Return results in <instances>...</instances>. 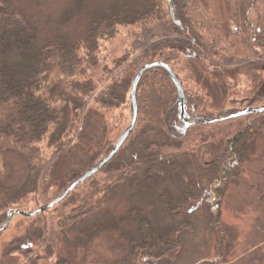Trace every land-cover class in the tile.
<instances>
[{
    "label": "trees",
    "instance_id": "obj_1",
    "mask_svg": "<svg viewBox=\"0 0 264 264\" xmlns=\"http://www.w3.org/2000/svg\"><path fill=\"white\" fill-rule=\"evenodd\" d=\"M67 4L69 7L65 8L62 20L69 27L74 24L77 37L70 35L69 28H61L59 32L41 39L42 30L29 15L14 5V0H0V154L21 160L27 169L26 179L16 191V187L10 185V177L0 181V193L11 192L7 200H0L7 205L23 203L26 196L35 194L42 183L46 184L44 178L48 183L51 181L58 187L63 186L62 160L73 140L75 148H78L76 155L81 147L84 149L88 145L92 150L87 151L90 155L102 152V158L107 156L114 144H107V127H100L102 134L98 148L92 145L97 137L85 133L90 109L94 108L97 118L96 113L101 110L111 113L127 108L131 78L148 62H163L162 51L178 45L188 53L190 60H209L215 66L242 65L243 61L264 63V0H68ZM132 28L140 33L148 32L142 34V39L151 35L149 40L142 41L144 45L155 40V45L147 48L151 52L146 56L156 59L147 60L132 72L134 65L127 62L131 53L125 50L126 60H115L114 69L106 70L105 64L99 60L100 42L108 40L111 43L120 35L134 40L136 35ZM168 65L183 88L185 117H179L177 91L166 71L162 68L146 71L136 89L134 133L126 142L147 131L156 132L159 138H148L142 152L131 161V166L115 164L122 146L109 163L78 185L64 200L80 187L83 188L81 193L87 189L93 191V195H99L95 196L96 199L93 197V201L91 197L80 198L64 206L60 225H64L65 232H68L81 226L87 215L103 212L101 202L97 201L106 190L116 187V179L111 180L116 174L124 172L127 175L128 169L139 166L143 168L145 181L156 180L160 185L169 178V173H174L173 180L180 185V194L166 205L174 223L158 230L136 207L129 213L136 217L134 230L125 231L123 227L115 226L114 219L109 222L115 226L112 229L119 238L124 236L129 251V260H123L121 253L116 256L115 264L176 262L182 250L183 234L192 231L187 212L195 204H202L212 209L215 218V203L221 202L232 179L242 177L239 168L245 157L252 153L253 141L264 136V113L245 116L247 121L243 124L234 119L212 126H186L187 120H209L230 114L225 107L229 100L213 114L207 98L195 87L190 85L191 88L187 89L183 86L180 74L185 70L179 66V59ZM123 66L122 74L118 72L112 76L118 67ZM108 80V84L95 94L97 86ZM263 85V75H254L239 96L255 99L256 105L262 104L264 98L257 95ZM91 98V104L96 107L90 106L86 112ZM160 135H164L163 140ZM205 136H217L220 140V149L213 160L207 166L198 167L200 173L207 177L206 188L189 175L184 164L164 159L181 153L198 155ZM42 145L46 146L51 157L43 155ZM99 175L102 178L98 180ZM166 195H161L162 201L166 200ZM164 196L165 199L162 198ZM63 203L59 204L60 207ZM66 209L69 217L65 214ZM96 220L80 232L89 242H94L96 234L103 228ZM2 222L0 218V224ZM224 234L220 233L221 248ZM33 236L42 238L43 234L40 230L31 234L28 230L27 237L18 240L19 247L13 246L10 250L22 251V255L29 259L30 252L25 246ZM22 244L24 247H20ZM121 250L125 251V248ZM87 251L78 249L90 257V263L96 264V257L93 258L90 249L89 254ZM29 263L38 264L34 259ZM102 263L105 264L104 261ZM55 264L79 263L72 258H63Z\"/></svg>",
    "mask_w": 264,
    "mask_h": 264
},
{
    "label": "rangeland",
    "instance_id": "obj_2",
    "mask_svg": "<svg viewBox=\"0 0 264 264\" xmlns=\"http://www.w3.org/2000/svg\"><path fill=\"white\" fill-rule=\"evenodd\" d=\"M67 1L14 0V5L29 15L36 26L42 30L40 33L41 39L59 32L61 28H69L70 35L77 37L78 33L74 24L69 27L62 20L65 8L69 7ZM132 29V32L136 35L134 40L127 38V35H120L111 43L108 40L100 42L102 47L99 52V60L105 64L106 70L112 71L114 69L115 60H126L125 50L131 53L127 62L134 65L132 72L145 64L147 60L156 59L146 56V53L151 52L147 48L151 44L153 45L155 40L151 41L149 45H144L142 41L149 40L151 35H147L142 39V34L148 32L140 33L136 28ZM232 29L234 30L233 26ZM162 52L163 63L167 65L179 59V66L185 70L180 74L183 86L187 89H190L191 86L195 87L207 98L213 114H215L214 110H219L224 106L223 104L227 99L229 101L225 104V107L229 113L264 105L263 102L256 105L255 99H245L239 96L243 89L248 87L252 76L262 74L264 80V63L251 64L248 61H243L244 64L242 65L215 66L209 60H190L188 53H185L178 45H173V49H166ZM123 68L125 66L118 67L117 71L112 73V76H115L118 72L122 74L120 70ZM129 74L133 76V73ZM131 80L133 81V77ZM108 82L109 80L97 86L95 94ZM129 93L130 91L127 95V108L123 107V109L114 110L111 113L101 110L100 113H96L97 118L94 116V108L90 109L85 125V133L89 134L90 137H97L92 141L93 148L100 146L101 125L109 130L106 135L109 139L108 145L115 144L129 125L131 120ZM257 96L264 98V85ZM91 101L92 98L85 108L86 112L88 107H96L91 104ZM98 115L102 118L104 116V119ZM235 120H238L241 124L247 121L245 116ZM227 133L229 134V131ZM160 136L163 140L164 135ZM148 138L156 140L159 135L156 132L147 131L143 135L129 139L123 145L115 164L131 166V161L142 152ZM202 140V147L199 145L201 150L198 155L191 152L181 153L165 156L164 159L169 162L176 161L178 164H184L189 175H193L196 181L206 188L207 177L200 173L198 167L207 166L213 160L220 149V140L217 136H205ZM68 145L71 148L67 150V155L62 160L64 169L60 172L64 174V185L58 187L51 181L48 183L47 179L44 178L43 181L46 184L42 185V183L35 194L26 196L20 205H7V202L4 204L3 201H0V218L3 220L0 227L6 222L10 211L19 209L23 212H33L56 199L71 181L95 166L102 158V152L94 156L87 153L91 150L88 145H85L84 149L81 147L77 155L78 148H75V141L73 140ZM41 148L45 157H51L52 154L49 155V150L46 149L45 145H42ZM25 169V164L21 160L11 159L0 154V181H5L10 177V185L13 188L16 187L15 191L26 179L27 169ZM239 170L242 177L232 179L221 202L215 203V208H217L215 218L210 207L195 204L187 212L192 224V231L183 234L182 250L176 262L169 263L173 262L169 260L168 263L160 262L156 264H264V136H258L253 141V151L245 157ZM173 176L174 173H169V178L157 185L156 180L145 181L143 168L139 166L128 169L127 175H124V172L116 174L111 178V180L116 179V187L106 190L101 195V199L97 201L101 202L103 212L87 215L81 226L68 232H65L66 227L64 225H60V221L64 216L62 213L64 206L70 203L71 200L80 198L84 200L91 197L93 201L99 195H93V191H87V189H84L86 191L81 193L83 188L80 187L74 195L66 201H62L64 203L61 207L58 204L34 218L14 216L9 226L0 233V264H30L31 259L36 260L38 264H55L63 258H72L79 264H94L90 263V257L85 255L86 250L89 254V249L93 258L96 257V264H103V261L105 264H115L116 256H120L121 253H123V260H129V251L124 236L119 238L120 236L114 233L112 228L118 225L123 227L125 231L134 230L136 217L134 214H129L131 213L130 209L134 207L140 208L158 230L164 228L165 225L169 226L172 222L174 223L166 206L167 202L171 199L176 200L180 194L178 192L180 185L173 180ZM42 177L43 175H40V178ZM101 178L100 175L97 177L98 180ZM179 183L182 185L180 181ZM10 193V191L6 194L0 193V200H7ZM163 194H167L165 201L161 199ZM162 198L165 199V196ZM66 211L65 214L69 217V210L66 209ZM113 219L115 226L109 223ZM93 220L100 223L103 228L99 234H96V240L89 242L80 232L84 227H88V224ZM40 221L42 223L38 224ZM28 230L31 231V234H35L37 230H40L43 236L42 238L33 236L29 244L25 243V248L30 252L29 259H26L22 255V251H11L10 249L13 246L19 247L18 240L27 237ZM219 232L225 233L222 248ZM73 246H75V250ZM20 247H24V245L22 244ZM79 248H84L85 252H78ZM122 248H125V251L121 250ZM91 262H93V259Z\"/></svg>",
    "mask_w": 264,
    "mask_h": 264
},
{
    "label": "water",
    "instance_id": "obj_3",
    "mask_svg": "<svg viewBox=\"0 0 264 264\" xmlns=\"http://www.w3.org/2000/svg\"><path fill=\"white\" fill-rule=\"evenodd\" d=\"M153 68H162L163 70L166 71L168 77L170 78L172 84L174 85L176 91H177V102H178V113L180 118L185 117V109H184V93H183V88L182 85L177 78L176 74L174 71L170 68L169 65L163 63V62H151L148 64L143 65L138 69L136 72L132 84H131V89L129 93V100H130V105H131V120L129 122V125L123 132V134L120 136V138L117 140V142L114 144L112 150L109 152L107 156L102 158L95 166L91 167L89 170H87L85 173L77 177L74 181H72L66 188L65 190L53 201L50 203L41 206L37 210L33 212H23L20 210H12L9 212L8 218L6 222L4 223L3 226L0 227V233L3 232L10 224L11 220L13 219L14 216H21L25 218H34L37 215L44 213L58 204H60L62 201H64L70 193L81 183L95 175L97 172H99L107 163H109L114 156L118 153L120 148L123 146V144L126 142V140L130 137V135L133 132V129L136 124V119H137V103H136V89L137 85L143 76V74ZM264 113V105L258 106V107H252V108H246L241 111H237L228 115H225L223 117L219 118H213V119H204L200 118L197 120H194L193 122H188L186 121L185 124L188 127H192L194 125H214V124H219L223 123L229 120H234L238 119L244 116L248 115H255V114H261Z\"/></svg>",
    "mask_w": 264,
    "mask_h": 264
}]
</instances>
